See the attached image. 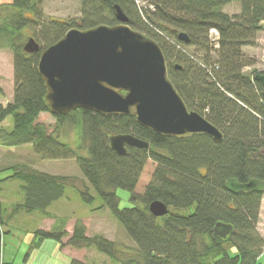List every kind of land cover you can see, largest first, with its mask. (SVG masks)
<instances>
[{
    "label": "trees",
    "instance_id": "trees-1",
    "mask_svg": "<svg viewBox=\"0 0 264 264\" xmlns=\"http://www.w3.org/2000/svg\"><path fill=\"white\" fill-rule=\"evenodd\" d=\"M148 1L153 9L142 15L135 0H82L81 17H54L49 22L42 20L40 6L33 0L0 4V46L11 49L14 67L12 101L0 103V124L10 118L12 128H0V145L31 144L45 159H75L87 182L79 188L82 200L95 201L92 187L103 201L99 209L108 208L136 246L125 248L105 235H88L79 219L71 233L65 229L66 223L59 226L49 207L64 196L70 177L40 171L23 162L7 167L16 170L11 177L21 181L23 200L16 210L40 211L55 219L51 229L36 231L38 245L53 239L61 246L91 248L107 255L113 264H256L264 251V236L258 230L264 192L235 194L225 183L230 178L242 183L253 178L264 180L263 86L254 79L255 74H245V67L253 61L243 52L244 46L256 44L263 27L264 0ZM233 2L240 3L241 12L231 16L222 7ZM116 3L128 15L133 29L159 43L177 90L191 110L223 131L222 141L216 142L208 134L186 139L161 135L130 115H103L81 108L65 115L51 112L38 71L40 52L24 50L25 29L35 30L34 37L44 49L73 27L116 24ZM211 29L219 32L217 46L209 39ZM180 32L188 34L189 42L179 40ZM44 113L56 118L55 130L41 121ZM63 126L79 127L83 143L75 146L61 139ZM121 133L144 139L150 147L127 146V154L120 155L111 147L110 137ZM149 162L154 170L150 180L143 183ZM138 185L142 192L136 190ZM118 188L127 189L131 200L141 206L121 207ZM154 200L166 203L169 212L153 215L149 204ZM4 202L0 198L1 229L9 222L4 217ZM193 206L188 215L172 212L173 208ZM219 222L233 225L226 238L214 232ZM2 234L4 231L0 235V264H8L1 252ZM70 264L90 263L73 258Z\"/></svg>",
    "mask_w": 264,
    "mask_h": 264
},
{
    "label": "water",
    "instance_id": "water-1",
    "mask_svg": "<svg viewBox=\"0 0 264 264\" xmlns=\"http://www.w3.org/2000/svg\"><path fill=\"white\" fill-rule=\"evenodd\" d=\"M113 10L118 21L114 25L73 27L44 49L33 36L25 42L27 53L40 52L38 71L51 112L65 115L81 108L103 115H130L161 135L186 139L208 134L222 141L223 131L186 104L169 76L159 43L133 29L120 4H114ZM178 38L190 40L186 32ZM254 79L262 84L264 98V72H257ZM110 144L120 155L127 154V146L150 147L148 141L130 133L112 135ZM225 187L235 194L264 192V180L242 183L230 178ZM149 209L158 217L169 212L161 200L152 201ZM232 230V224L219 222L214 232L226 238Z\"/></svg>",
    "mask_w": 264,
    "mask_h": 264
},
{
    "label": "rangeland",
    "instance_id": "rangeland-1",
    "mask_svg": "<svg viewBox=\"0 0 264 264\" xmlns=\"http://www.w3.org/2000/svg\"><path fill=\"white\" fill-rule=\"evenodd\" d=\"M7 1L10 0H0V4ZM33 1L39 4L44 22H49L54 17L72 20L82 16V0ZM135 2L142 15L153 9V6L150 5L151 2L148 0H135ZM222 10L234 16L241 12V5L238 2H233L223 6ZM3 11L6 10H2V13H4ZM262 25V29L257 33L256 44L243 47L244 54L253 61L251 66L244 69L245 74L249 76H253L260 71L264 72V21ZM160 32L167 36L170 35L165 31ZM34 34V29L26 28L24 42L30 36L34 37ZM186 49L190 52L194 50V48ZM0 85L4 90V95L0 96V102L12 101L14 94L13 52L10 48L2 46H0ZM41 121L46 123L51 131L55 130L56 118L51 113L42 114ZM59 134L61 139L72 142L75 146L83 143L82 131L77 126H63L60 128ZM21 162L40 171L70 177L64 196L53 202L49 207V211L57 216L59 226L65 223L66 226H69L79 219L88 224V230L91 234H102L110 239H115L118 243L123 244L125 248L136 246V243L127 234L125 227L113 217L109 209H99L103 201L91 186V193L95 196V201L86 203L82 200L79 188L82 189L87 182L75 159H45L35 152L31 144L19 147L0 145V198L3 197L5 201L4 217L9 219V222L3 225L1 229L4 231L1 252L6 261L11 264H70L73 259L53 239H47L40 245L37 244L35 240L36 231L40 228H47L51 223V219H48L40 211L16 210V205L23 200L21 181L11 177L16 173V170L7 167ZM153 170L154 164L149 162L142 178L143 183L150 180ZM141 188V185H138L136 190L142 192ZM116 191L121 207L141 206L140 202L131 200L130 192L127 189L118 188ZM194 209V206L190 208H173L172 212L188 215ZM258 230L264 236V195ZM93 251L88 253L87 261L90 264H113L107 255L94 249ZM234 253L235 251L231 250V254ZM256 264H264V253Z\"/></svg>",
    "mask_w": 264,
    "mask_h": 264
},
{
    "label": "crops",
    "instance_id": "crops-1",
    "mask_svg": "<svg viewBox=\"0 0 264 264\" xmlns=\"http://www.w3.org/2000/svg\"><path fill=\"white\" fill-rule=\"evenodd\" d=\"M1 86V85H0ZM13 98V97H12ZM8 102H10V101H8ZM8 102H0V103H2V104H7ZM0 128H6V129H11L12 128V121H11V119L10 118H7L6 120H4L1 124H0ZM48 219H51V223L49 224V226L47 227V228H40V229H44V230H49V229H51L56 223H55V220L53 219V218H49L48 217ZM76 222V221H75ZM75 222L74 223H72L71 225H67L66 227H65V229L69 232V233H71L72 232V230H73V227H74V225H75ZM84 224L86 225V227H87V233H88V235H92L91 233H90V231L88 230V224L87 223H85L84 222ZM67 240V237H64L63 238V242H65ZM45 242V241H44ZM44 242H42V243H44ZM58 244H60V247L66 252V253H69V255L72 257V258H74V259H77V260H80V261H87V259H88V257H89V255H88V253L89 252H94L93 251V249H87V248H83V249H74V248H72L71 246H69V245H66V246H61V243L60 242H58ZM3 261L5 262V263H8V264H11L10 262H8V261H6L5 259H4V257H3Z\"/></svg>",
    "mask_w": 264,
    "mask_h": 264
},
{
    "label": "built area",
    "instance_id": "built-area-1",
    "mask_svg": "<svg viewBox=\"0 0 264 264\" xmlns=\"http://www.w3.org/2000/svg\"><path fill=\"white\" fill-rule=\"evenodd\" d=\"M218 35H219V32L216 29L211 30V36L213 37L214 41L216 42V45H218Z\"/></svg>",
    "mask_w": 264,
    "mask_h": 264
}]
</instances>
